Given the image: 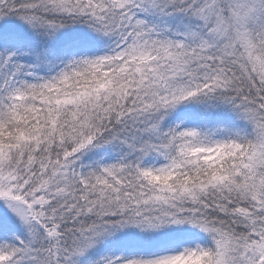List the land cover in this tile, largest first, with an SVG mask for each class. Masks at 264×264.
I'll use <instances>...</instances> for the list:
<instances>
[{"label":"snow or ice","instance_id":"6c2138e0","mask_svg":"<svg viewBox=\"0 0 264 264\" xmlns=\"http://www.w3.org/2000/svg\"><path fill=\"white\" fill-rule=\"evenodd\" d=\"M0 264H264V0H0Z\"/></svg>","mask_w":264,"mask_h":264}]
</instances>
